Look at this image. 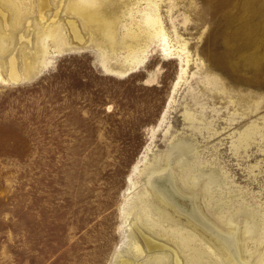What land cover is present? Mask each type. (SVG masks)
<instances>
[{
	"label": "rangeland",
	"instance_id": "1",
	"mask_svg": "<svg viewBox=\"0 0 264 264\" xmlns=\"http://www.w3.org/2000/svg\"><path fill=\"white\" fill-rule=\"evenodd\" d=\"M73 1L0 0V264H264V35H231L263 0H159L177 54L145 0Z\"/></svg>",
	"mask_w": 264,
	"mask_h": 264
},
{
	"label": "bare ground",
	"instance_id": "2",
	"mask_svg": "<svg viewBox=\"0 0 264 264\" xmlns=\"http://www.w3.org/2000/svg\"><path fill=\"white\" fill-rule=\"evenodd\" d=\"M9 1V0H8ZM28 1V0H27ZM97 1H99V0H75V1H73V3H72V8L74 9V10H76L77 12H79V13H81L82 15H83V17H84V15L86 14V12H85V5L86 4H93V3H96ZM105 1V0H104ZM146 1V3H145V6H144V13H143V17H142V21H143V25H140L141 27V30L144 32V33H146L147 35H150V37L151 36H159V37H161V39H162V41H163V49L165 50V51H167V52H173V54L175 53V54H177V53H179V49H177V47H173V46H171V45H169L168 44V42H167V36H166V33H165V31H164V29H163V26H162V22H161V19H160V16H159V11H158V1L159 0H145ZM230 0H204L203 2H205V5H206V7L205 8H207L209 11H211V12H217V10H220L226 3H228ZM100 2H101V0H100ZM99 2V3H100ZM29 4V3H28ZM38 4H39V2H38ZM102 4V3H101ZM26 5V4H25ZM45 5V4H44ZM93 5H95V4H93ZM92 5V6H93ZM97 5V4H96ZM231 5V4H230ZM85 6V7H84ZM99 6V5H98ZM9 7V6H8ZM89 7H91L90 5H88V8ZM94 7V6H93ZM101 7H102V5H101ZM260 8L252 15V16H249V19L248 20H246V22H245V24H243L242 25V27H240V29H235V30H233V31H231V35H236V34H240L241 36H244V37H250V38H252V36L254 35V34H256V33H260V35H264V0L263 1H261V3H260V6H259ZM30 8V7H29ZM43 8V7H42ZM94 8H97V7H94ZM142 8V7H141ZM254 8V7H253ZM101 9V8H100ZM129 9H131V8H129ZM91 10V9H90ZM99 10V9H98ZM133 10V9H132ZM94 11H97V9L96 10H94ZM26 12V11H25ZM29 12H30V10H29ZM100 12V11H99ZM204 12H205V10H204ZM36 14V13H35ZM95 14H97V13H95ZM101 14V13H100ZM99 14V15H100ZM221 14H222V12H221ZM220 14V15H221ZM88 15V14H87ZM213 15V14H212ZM13 16V15H12ZM33 16H34V14H33ZM90 16V15H89ZM225 16V15H224ZM223 16V17H224ZM13 18V17H12ZM214 18V17H213ZM220 18V17H219ZM99 19V18H98ZM100 19H102V18H100ZM212 19V18H211ZM216 19V18H215ZM222 19V18H221ZM89 20H91V19H89ZM103 20H105V19H103ZM85 21V20H84ZM99 21V20H98ZM225 21H226V19L223 21V20H220V21H218V23L216 24V25H218L217 26V28L216 29H214V31H213V36H221V37H226V36H229L230 34H229V32H228V30H227V24L225 23ZM95 22V21H94ZM101 22V21H100ZM140 22V21H139ZM215 22V21H214ZM69 23H71L70 21H69ZM84 23V22H83ZM96 23V22H95ZM87 24H88V22H87ZM140 24V23H139ZM142 24V23H141ZM225 24H226V26H225ZM229 24V23H228ZM236 24V23H235ZM16 25V24H15ZM74 25V24H73ZM103 25V24H102ZM105 25V24H104ZM111 24H109V26H110ZM138 25V24H137ZM112 26V25H111ZM139 26V25H138ZM213 26V25H212ZM215 26V25H214ZM38 27V26H37ZM59 28H60V26H58ZM72 28H73V26H71ZM211 27V26H210ZM234 27V26H233ZM238 27V26H237ZM13 28V27H12ZM214 28V27H213ZM49 29V28H48ZM110 29V28H109ZM108 29V30H109ZM128 29V28H127ZM139 29V28H138ZM137 29V30H138ZM53 32H54V30L53 29H51ZM103 30V29H102ZM134 30V29H133ZM132 29H131V31H133ZM140 30V29H139ZM41 31V30H40ZM72 31H73V29H72ZM212 31V30H211ZM38 32V31H37ZM74 33L76 32V31H73ZM109 32H110V30H109ZM129 32V31H128ZM128 32H127V34H128ZM140 32V31H139ZM50 33V32H49ZM131 33V32H130ZM130 33H129V35H130ZM133 35H134V37H135V32L133 31ZM141 33V32H140ZM61 34H62V32H61ZM56 35V34H55ZM74 35V34H73ZM77 35V34H76ZM75 35V36H76ZM104 35H106V33L104 34ZM108 35V34H107ZM141 35H143V33L141 34ZM51 36H52V34H51ZM57 36H60V32H59V35H57ZM57 36L55 37V38H57ZM62 36V35H61ZM110 36H111V34H110ZM125 36H127V35H125ZM144 36H146V35H144ZM211 36V35H210ZM50 37V36H49ZM131 37H132V35H131ZM149 37V36H148ZM236 37V36H235ZM93 38V37H92ZM107 38V37H106ZM110 38V37H109ZM128 38H130V36L128 37ZM209 38V37H208ZM214 38V37H213ZM236 38H238V37H236ZM242 38V37H241ZM259 38V37H258ZM59 39V38H58ZM62 39V38H61ZM77 39V38H76ZM132 39V38H131ZM131 39H129V40H131ZM136 39V38H135ZM3 40V39H2ZM144 40V39H143ZM148 40V39H147ZM212 40V39H211ZM245 40V39H244ZM248 40H249V38H248ZM7 41V40H6ZM93 41V40H92ZM252 41V40H251ZM243 42V41H242ZM249 42V41H248ZM3 43V42H2ZM63 43V42H62ZM139 43V42H138ZM228 43V42H227ZM234 43V42H233ZM241 43V42H240ZM239 43V44H240ZM258 43V42H257ZM134 44V43H133ZM136 44H137V42H136ZM136 44L134 45V46H136ZM250 44V43H249ZM58 45V44H57ZM238 45V44H237ZM246 45H248V44H246ZM1 46H2V44H1ZM60 46H62V45H60ZM65 46V45H64ZM63 46V47H64ZM129 45H127V47H128ZM131 46V45H130ZM245 46V45H244ZM262 46V45H261ZM8 47V46H7ZM37 47V46H36ZM66 47V46H65ZM132 47V46H131ZM131 47H129L128 48V50L129 49H131ZM142 47V46H141ZM243 47V46H242ZM253 47V46H252ZM5 48V47H4ZM62 48V47H61ZM133 48V47H132ZM236 48V47H235ZM235 48L233 49V51L235 50ZM246 48V47H245ZM261 48H263V47H261ZM229 49V48H228ZM236 49H238V48H236ZM240 49H242V48H240ZM252 49V48H251ZM230 50V49H229ZM232 50V49H231ZM240 51V50H239ZM251 51V50H250ZM129 52H130V50H129ZM132 52V51H131ZM38 53V52H37ZM44 53V52H43ZM239 53V52H238ZM41 54V53H40ZM166 54H168V53H166ZM236 54V53H235ZM237 55V54H236ZM42 56V55H41ZM12 59V61H13V57L11 58ZM249 60V59H248ZM10 61V60H9ZM263 62V61H262ZM13 63H14V61L11 63L10 62V68H9V77L8 78H10V79H13V80H18L20 77H24V73H20V72H18L17 70L15 71L14 70V65H13ZM9 64V63H8ZM257 65V64H256ZM262 66H264V62H263V65ZM259 68V67H258ZM184 69V68H183ZM260 69H261V67H260ZM262 71H264V69L262 70ZM26 72V71H25ZM261 73H263V72H261ZM264 74V73H263ZM187 115H189V114H187ZM252 133V128H250V129H248V130H244V132L242 133V136H240L241 137V140H247V138L250 136V134ZM240 139V138H239ZM240 142V141H239ZM177 145H178V143H176ZM175 144V145H176ZM180 144V143H179ZM179 147H180V145H178ZM173 147V146H172ZM176 147V146H175ZM184 147V144H183V146H182V148ZM188 147V146H187ZM177 149H178V147H177ZM193 152V151H192ZM170 155V154H169ZM166 156V155H165ZM177 156V155H176ZM170 156H168V158H169ZM179 157V156H178ZM168 158H166L167 160H168ZM178 159V158H177ZM180 159V158H179ZM164 161V160H163ZM169 161V160H168ZM167 161V162H168ZM166 162V163H167ZM178 162H179V160H178ZM177 162V163H178ZM166 165V164H165ZM194 165V164H193ZM202 166V165H201ZM173 171V170H172ZM193 171V170H192ZM217 171V170H216ZM200 172H202V170L200 171ZM212 172V171H211ZM188 173V172H187ZM197 173V172H196ZM209 173V172H208ZM171 174H172V172H171ZM186 174V173H185ZM173 175V174H172ZM190 175L192 176V174L190 173ZM189 175V176H190ZM193 175L195 176V174L193 173ZM198 175V174H197ZM213 175V174H212ZM169 177V175L167 174L166 175V177ZM193 176V177H194ZM200 176V175H199ZM214 176V175H213ZM218 176V175H217ZM175 177H176V175H175ZM208 177V176H207ZM171 178V177H170ZM169 178V179H170ZM173 178V177H172ZM171 178V179H172ZM197 178H198V176H197ZM196 178V179H197ZM204 178H206V177H204ZM194 179V178H193ZM215 179V180H214ZM181 180H183V179H181ZM202 180H204V179H202ZM206 180V179H205ZM208 180V179H207ZM207 180L206 181H204L205 182V185H206V182H207ZM157 181V180H156ZM174 181V180H173ZM185 181V180H184ZM213 181H214V183H217L218 184V177H214L213 178ZM200 182V181H199ZM203 183V181L201 182V185H203L202 184ZM163 184V183H162ZM221 184V183H220ZM200 185V186H201ZM211 185H212V183H211ZM173 186V185H172ZM196 186H198L197 184H196ZM195 186V187H196ZM206 186H209L208 184L206 185ZM205 187V186H204ZM212 187V186H211ZM157 188V187H156ZM198 188V187H197ZM201 188V187H200ZM199 188V189H200ZM159 189V188H158ZM203 189H205V188H203ZM206 190V189H205ZM217 190V189H216ZM232 190V189H231ZM213 191H214V189H213ZM212 191V192H213ZM221 191V190H220ZM154 192V191H153ZM157 192V191H156ZM155 192V194L157 195V193ZM166 192V191H165ZM194 192V191H193ZM196 192V191H195ZM207 192H210V191H207ZM215 193V192H214ZM213 193V194H214ZM224 193V192H223ZM140 194V193H139ZM165 194V193H164ZM235 194V193H234ZM169 196V195H168ZM204 196H206V195H204ZM211 196V195H210ZM233 196V195H232ZM164 197H165V195H164ZM196 197V196H195ZM234 197V196H233ZM158 198V197H157ZM161 198V197H160ZM213 198V197H212ZM163 199V198H162ZM161 199V200H162ZM214 199V198H213ZM160 200H158V202H159ZM165 202H166V200H165ZM194 202V201H193ZM206 202V201H205ZM209 202V201H208ZM248 202V201H247ZM133 203V202H132ZM138 204V203H137ZM136 204V205H137ZM140 204V203H139ZM145 204V203H144ZM159 204V203H158ZM226 205V204H225ZM231 205V204H230ZM141 206H142V204H141ZM159 206V205H158ZM147 207V206H146ZM159 207H161V204H160V206ZM210 207V206H209ZM224 207V206H223ZM229 207V206H228ZM133 208V207H132ZM144 208V207H143ZM154 208V207H153ZM142 209V208H141ZM158 209V208H157ZM160 209H163V208H160ZM231 209V208H230ZM143 210V209H142ZM142 210H140V211H142ZM222 210V209H221ZM223 211V210H222ZM246 211V210H245ZM145 212H147L148 213V211H145ZM229 212V211H228ZM247 212V211H246ZM250 212V211H249ZM248 212V213H249ZM255 212V211H254ZM130 213V212H129ZM160 213V212H159ZM221 213V212H220ZM241 213H242V211H241ZM251 213V212H250ZM145 214V213H144ZM240 214V213H239ZM213 214L211 213V216H212ZM241 215H243V214H241ZM247 215V214H246ZM161 216V215H160ZM214 216V215H213ZM218 216V215H217ZM222 216V215H221ZM244 216V215H243ZM243 216H241L242 218H243ZM248 216L249 215H247V217L245 218L246 220H245V222L246 221H248ZM259 216V215H258ZM143 217V216H142ZM146 217V216H145ZM147 217H148V215H147ZM150 217V216H149ZM149 217H148V219H149ZM164 217V216H163ZM166 217V216H165ZM236 217V216H235ZM227 218V217H226ZM231 218V217H230ZM229 217H228V219H230ZM241 218V219H242ZM143 219V218H142ZM231 219H233V218H231ZM231 219H230V221H231ZM240 219V218H239ZM145 220V219H144ZM210 220V219H209ZM221 220V219H220ZM226 220V219H225ZM235 220V219H234ZM233 220V221H234ZM249 220H251V219H249ZM147 221V220H146ZM222 221H223V219H222ZM233 221H231V222H233ZM219 222V221H218ZM231 222H229V224H231ZM147 223V222H146ZM155 223V222H154ZM225 223H227V222H225ZM224 223V224H225ZM234 223V222H233ZM236 223H237V221H236ZM212 224V223H211ZM235 224V223H234ZM234 224H231V225H234ZM156 225V224H155ZM235 225H237V224H235ZM234 225V226H235ZM251 225V224H250ZM254 225H255V223H254ZM144 227V226H143ZM151 227V226H150ZM226 227V226H225ZM231 227V226H230ZM233 227V226H232ZM235 227H237V226H235ZM249 227V226H248ZM251 227V226H250ZM254 227V226H253ZM148 228V227H147ZM227 228H229V226L227 227ZM247 228V227H246ZM223 229V228H222ZM241 230H243L242 228H240ZM239 229V230H240ZM157 230V229H156ZM226 230V229H225ZM234 230H236V229H234ZM237 230H238V227H237ZM250 230V229H249ZM153 231V230H152ZM178 231V230H177ZM233 231V230H232ZM231 231V232H232ZM264 231V230H263ZM179 232V231H178ZM237 232V231H236ZM239 232V231H238ZM242 232V231H241ZM240 232V233H241ZM251 232H253V229H252V231ZM154 233V232H153ZM227 233H229V231L227 232ZM233 233H234V231H233ZM232 233V234H233ZM240 233H239V235H240ZM245 233V232H244ZM142 235V237H143V241L145 242V244H146V246H148V247H150L151 246V248L153 247V246H157L158 247V245H159V243H156V241H153L148 235H145V234H143V233H141ZM180 234V233H179ZM187 234H190V233H186V235ZM236 234V233H235ZM234 234V235H235ZM241 234H243V233H241ZM247 234H249V231L247 232ZM171 235V234H170ZM172 235H173V233H172ZM181 235V234H180ZM179 235V236H180ZM238 235V234H237ZM263 235V234H262ZM254 236V235H253ZM175 237V236H174ZM173 237V238H174ZM236 237V236H235ZM190 238H192V237H190ZM244 238V237H243ZM251 238V237H250ZM261 238V237H260ZM177 239V238H176ZM182 239L184 240V241H186V239H187V237L185 236V237H182ZM181 239V240H182ZM239 239V238H238ZM178 240V239H177ZM180 240V241H181ZM188 240V239H187ZM190 240V239H189ZM193 241H194V239H193ZM183 242V241H182ZM186 242H188V241H186ZM236 242H239V241H236ZM195 243V242H194ZM131 244H132V246H133V248H134V250L136 251V252H138V253H141L143 250L141 249V247H140V245L138 244V242L135 240V239H133L132 240V242H131ZM239 244V243H238ZM243 244V243H242ZM189 245V244H188ZM223 245H225V244H223ZM222 245V246H223ZM132 246H130V247H132ZM182 246V245H181ZM226 246V245H225ZM235 246H236V243H235ZM263 246V245H262ZM150 248V249H151ZM185 248H186V246H185ZM184 248V249H185ZM196 248V247H195ZM194 248V249H195ZM198 248V247H197ZM200 248V247H199ZM225 248V247H224ZM224 248L223 249H221L220 250V252L222 251V253H224L223 252V250H224ZM236 249H237V247H236ZM133 250V249H132ZM177 250V249H176ZM237 250H239V248L237 249ZM247 250V249H246ZM192 251V250H191ZM196 251V250H195ZM225 251V250H224ZM197 252V251H196ZM230 252V251H229ZM229 252H227V253H229ZM244 252H246V251H244ZM263 252V251H262ZM133 253V252H132ZM131 253V254H132ZM161 253V252H160ZM231 253V252H230ZM243 253V252H242ZM176 255V254H175ZM196 255H198L199 256V254H196ZM224 255H225V253H224ZM240 255V254H239ZM192 256V255H191ZM222 256V255H221ZM228 256V259L229 258H231V256H230V254L229 255H227ZM230 256V257H229ZM241 256V255H240ZM259 256V255H258ZM175 257H177V256H175ZM159 259V258H158ZM177 259V258H176ZM226 259H227V257H226ZM232 259V258H231ZM236 259H238V258H236ZM242 259V258H241ZM240 259V260H241ZM249 259V258H248ZM260 259H263V258H261L260 257ZM206 260V259H205ZM204 260V261H205ZM225 261H227V260H225ZM232 261V260H231ZM234 261L235 260H233V262L231 263L230 262V260H229V262L231 263V264H234ZM121 262V261H120ZM127 262H128V260H127ZM163 262V261H162ZM175 262V261H174ZM255 262V261H254ZM143 263H145V262H143ZM195 263H196V261H195ZM212 263V262H211ZM237 263H238V261H237ZM258 263V262H257ZM119 264H124V261H122L121 263H119ZM146 264V263H145ZM236 264V263H235ZM238 264H243V262H241V263H238Z\"/></svg>",
	"mask_w": 264,
	"mask_h": 264
},
{
	"label": "water",
	"instance_id": "3",
	"mask_svg": "<svg viewBox=\"0 0 264 264\" xmlns=\"http://www.w3.org/2000/svg\"><path fill=\"white\" fill-rule=\"evenodd\" d=\"M31 75V72L30 71H27L25 74H24V77H28V76H30ZM22 77H20L18 80H20ZM172 150L174 151V152H176L177 154H178V151H177V149L175 148V147H172ZM182 150L180 149V151H179V153L181 152ZM172 152V151H171ZM136 207L134 208L135 209V216H136V218L137 219H140L141 218V215H144L145 216V214H144V212H140L139 211V209L140 208H138L139 206H140V204L138 205H135ZM152 210H155L153 207H152ZM157 211V210H156ZM158 212V211H157ZM163 214H165L166 215V217L164 216L162 219H160V220H164V219H167V218H169L168 217V214H166V211H164V213Z\"/></svg>",
	"mask_w": 264,
	"mask_h": 264
}]
</instances>
